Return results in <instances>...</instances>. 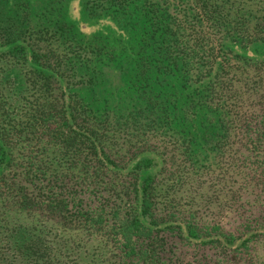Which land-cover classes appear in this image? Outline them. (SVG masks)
<instances>
[{
  "label": "trees",
  "instance_id": "trees-1",
  "mask_svg": "<svg viewBox=\"0 0 264 264\" xmlns=\"http://www.w3.org/2000/svg\"><path fill=\"white\" fill-rule=\"evenodd\" d=\"M0 264H264V0H0Z\"/></svg>",
  "mask_w": 264,
  "mask_h": 264
},
{
  "label": "rangeland",
  "instance_id": "rangeland-1",
  "mask_svg": "<svg viewBox=\"0 0 264 264\" xmlns=\"http://www.w3.org/2000/svg\"><path fill=\"white\" fill-rule=\"evenodd\" d=\"M71 6H72V5H71ZM74 9H75V8H73V6H72V9H71V11L73 12L72 14H74V13H75Z\"/></svg>",
  "mask_w": 264,
  "mask_h": 264
}]
</instances>
